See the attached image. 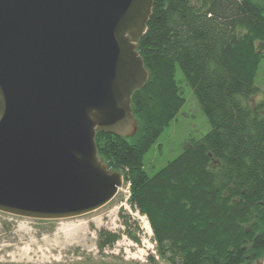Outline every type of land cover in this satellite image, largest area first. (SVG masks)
<instances>
[{"label": "trees", "instance_id": "obj_1", "mask_svg": "<svg viewBox=\"0 0 264 264\" xmlns=\"http://www.w3.org/2000/svg\"><path fill=\"white\" fill-rule=\"evenodd\" d=\"M138 51L149 78L132 96L137 131H98L95 139L99 156L130 183L129 202L147 215L159 257L168 264L263 259L264 102L248 99L264 56V0H154ZM177 66L211 130L149 174L145 154L185 103ZM119 237L102 229L98 246Z\"/></svg>", "mask_w": 264, "mask_h": 264}, {"label": "water", "instance_id": "obj_2", "mask_svg": "<svg viewBox=\"0 0 264 264\" xmlns=\"http://www.w3.org/2000/svg\"><path fill=\"white\" fill-rule=\"evenodd\" d=\"M154 0H0V211L56 220L93 212L123 173L98 131L133 136L138 51ZM253 264H264V258Z\"/></svg>", "mask_w": 264, "mask_h": 264}, {"label": "rangeland", "instance_id": "obj_3", "mask_svg": "<svg viewBox=\"0 0 264 264\" xmlns=\"http://www.w3.org/2000/svg\"><path fill=\"white\" fill-rule=\"evenodd\" d=\"M176 80L185 103L145 154L144 167L149 174L177 157L190 141L211 130L209 119L179 66ZM255 85L257 91L248 99L251 105L264 102V56ZM128 183L124 181L106 205L77 217L42 220L0 211V264H168L159 257L149 227L121 205L128 195ZM128 226L136 238L130 236ZM108 227L115 228L120 237L114 246L100 249L99 231L109 230ZM124 234L138 245L128 244L123 240Z\"/></svg>", "mask_w": 264, "mask_h": 264}, {"label": "built area", "instance_id": "obj_4", "mask_svg": "<svg viewBox=\"0 0 264 264\" xmlns=\"http://www.w3.org/2000/svg\"><path fill=\"white\" fill-rule=\"evenodd\" d=\"M128 187H129L128 195L126 194L125 200H124V202H121V205H122V206H125L126 208H128V209L130 210V212L135 216L134 218H136V219H140L141 221H144L145 224H146V227H149L148 224H150V222H149V219H148L147 215L142 214V213L139 211V209H137V208L133 209V208L131 207V204L129 203V197H130V195H131V191H130V183H128ZM108 229L111 230V231H116L115 228L113 229V228H111V227H108ZM149 231H150V230H149ZM151 234H152V232L149 233L150 236H152ZM123 240L128 241V244H131V245H138L137 242H135V241H133V240H129L128 237H127V235H125V234L123 235ZM142 241L144 242V239H142ZM154 242H155V241H154ZM153 248H154V247H153ZM155 251H156V250H155Z\"/></svg>", "mask_w": 264, "mask_h": 264}, {"label": "bare ground", "instance_id": "obj_5", "mask_svg": "<svg viewBox=\"0 0 264 264\" xmlns=\"http://www.w3.org/2000/svg\"><path fill=\"white\" fill-rule=\"evenodd\" d=\"M148 226H149V230H150V232H152V228H151L150 224H148Z\"/></svg>", "mask_w": 264, "mask_h": 264}]
</instances>
